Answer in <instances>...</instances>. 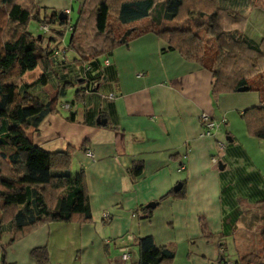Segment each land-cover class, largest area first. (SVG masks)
I'll return each instance as SVG.
<instances>
[{
    "label": "crops",
    "instance_id": "1",
    "mask_svg": "<svg viewBox=\"0 0 264 264\" xmlns=\"http://www.w3.org/2000/svg\"><path fill=\"white\" fill-rule=\"evenodd\" d=\"M217 1L243 15L247 38L261 40L264 11L252 0ZM82 3L36 0L48 12L68 10V23ZM163 49L153 34L117 47L108 56L106 80L76 104L74 92L86 85L74 82L82 66L66 57L55 69L63 80L56 86L73 84L71 108L60 102L59 113L45 116L31 141L46 152L77 149L70 172L85 174L92 221L44 224L13 242L6 234L3 264H136V236H151L157 246L173 251V264H229L247 255L264 262V140L249 137L240 118L260 105L259 97L253 92L215 96L208 71ZM202 113L219 123L214 138L200 137ZM136 163L143 167L138 176L131 173ZM178 183L181 195H168ZM150 203H157L147 208L152 220L138 223ZM157 216L164 219L159 234L147 229ZM124 247L127 261L121 258ZM36 248L46 251L43 260L31 255Z\"/></svg>",
    "mask_w": 264,
    "mask_h": 264
},
{
    "label": "trees",
    "instance_id": "2",
    "mask_svg": "<svg viewBox=\"0 0 264 264\" xmlns=\"http://www.w3.org/2000/svg\"><path fill=\"white\" fill-rule=\"evenodd\" d=\"M252 1L254 8L264 11V0ZM155 4L157 12L151 13ZM59 14L40 8L36 0H0V264L6 234L13 242L44 224L92 221L85 174L70 172L77 149L68 146L46 152L31 141L42 119L59 113V101L73 84L56 86L44 101L29 90L46 85L50 74L63 82L55 69L66 63L67 51L72 63L82 66L74 82L86 84L74 92L76 104L106 80L107 66L99 63L100 58L105 61L117 47L153 34L164 44V51H176L211 74L213 95L237 93L239 88L256 93L260 105L244 110L240 118L249 137L264 140V36L258 42L247 38L240 13L220 7L217 0H83L74 25ZM31 23L47 26L48 32L43 33L48 38L34 36ZM67 33L69 43L62 47ZM35 70L40 75L34 81L22 82ZM18 79L20 85L15 84ZM60 105L71 108L68 102ZM83 148L84 144L79 149ZM142 169L136 163L131 173L138 176ZM181 193L182 188L168 195ZM143 210L149 218L151 210ZM260 238L264 250V227ZM134 246L136 264L174 262V252L157 246L150 236L136 238ZM31 255L43 260L46 251L36 248ZM229 264L264 262L247 255Z\"/></svg>",
    "mask_w": 264,
    "mask_h": 264
},
{
    "label": "rangeland",
    "instance_id": "3",
    "mask_svg": "<svg viewBox=\"0 0 264 264\" xmlns=\"http://www.w3.org/2000/svg\"><path fill=\"white\" fill-rule=\"evenodd\" d=\"M161 1H163V0H161ZM158 8V4H155V6L153 7V9H152V12L151 13H153V12H157V9ZM261 11V10H260ZM76 20H77V16L75 15V14H72L71 15V22L69 21V23H71L72 25H74V23L76 22ZM148 21H147V19H145L144 21H143V23L144 24H146ZM29 31L34 35V36H40V35H44V37L47 39L48 38V36L47 35H49V34H44L41 30H40V28H39V26L36 24V23H31V25H30V27H29ZM69 39H70V33H67L66 34V36H65V38H64V40H63V43L61 44V46L62 47H65V46H67L68 45V43H69ZM52 45L53 44H51L50 46L52 47ZM66 57L68 58H73V56H72V54L69 52V51H67L66 52ZM39 71L38 70H35V71H33V72H30V73H28L25 77H24V81L25 82H30V81H32V79L34 78V77H36V76H38L39 74ZM22 82L21 81H19V80H15V84H17V85H20ZM56 86V80L54 79V77L50 74L49 76H48V82H47V84L46 85H36V86H34V87H32L30 90H29V92L31 93V94H33V95H35V96H38L42 101H44L45 99H46V96H47V94L51 91V90H53V88ZM74 91V89L73 88H69L68 89V94H67V96H65L64 98H61L60 99V101L59 102H69L70 100H71V97H72V92ZM59 105V104H58ZM60 107H61V105H60ZM30 137V136H29ZM153 218V217H152ZM151 218H144V216H137V218H136V220H137V222L139 223V222H147V223H149ZM152 220V219H151ZM164 224V219H163V216H157L155 219H154V223H153V225L152 224H149V226H148V230L150 231V232H152V233H160L161 232V228H162V225ZM143 237H145V236H143ZM151 237V236H150ZM7 238V236L6 235H4V237H3V240L4 239H6ZM136 238H138L137 236H136Z\"/></svg>",
    "mask_w": 264,
    "mask_h": 264
},
{
    "label": "built area",
    "instance_id": "4",
    "mask_svg": "<svg viewBox=\"0 0 264 264\" xmlns=\"http://www.w3.org/2000/svg\"><path fill=\"white\" fill-rule=\"evenodd\" d=\"M65 14H69V11H65ZM40 30L44 33L48 32V27L47 26H43L40 27ZM71 30V28H69V31ZM60 53H62V51H60ZM104 66L108 65V60H105L103 62ZM113 96H110V98H112ZM65 109H67L69 106L68 105H64L63 106ZM200 119V123L202 126L201 129V133H200V137L201 138H214L216 136L217 130H218V125L219 123L216 122L214 119H212L208 114L202 113L199 117ZM224 121V120H222ZM87 156L88 157H93L92 152L88 151L87 152ZM212 162H216V158L211 159ZM180 170H183V168H180ZM121 258L124 261H127L130 259V252H129V248L128 247H124L121 249Z\"/></svg>",
    "mask_w": 264,
    "mask_h": 264
},
{
    "label": "water",
    "instance_id": "5",
    "mask_svg": "<svg viewBox=\"0 0 264 264\" xmlns=\"http://www.w3.org/2000/svg\"><path fill=\"white\" fill-rule=\"evenodd\" d=\"M59 17H60V19H65L66 18V16L64 14H62V13L59 14ZM244 90H245L244 88H239L238 92H244ZM181 187H182V184L178 183L176 186H174L173 191L174 192H178L181 189ZM156 205H157V203H150V204L146 205V208L153 209Z\"/></svg>",
    "mask_w": 264,
    "mask_h": 264
}]
</instances>
